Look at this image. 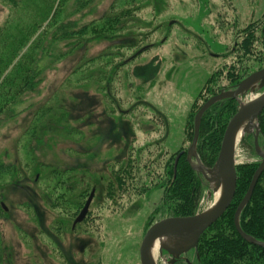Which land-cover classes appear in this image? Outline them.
I'll return each mask as SVG.
<instances>
[{"label":"rangeland","instance_id":"1","mask_svg":"<svg viewBox=\"0 0 264 264\" xmlns=\"http://www.w3.org/2000/svg\"><path fill=\"white\" fill-rule=\"evenodd\" d=\"M18 1L0 0V54L14 45L19 31L41 24L28 47L34 44L56 11L61 12L59 20L74 16L87 24L134 4L92 0L78 11V0H48L54 9L45 22L40 14L37 21L30 7L36 0ZM161 2L166 6L159 15H152V1L134 4L139 12L134 27H127L134 32L92 39L85 49L67 55L45 73L37 91L26 96L24 107L32 105L31 109L0 123V163L16 168L0 178L3 264H140L143 235L155 222L169 218L160 212L167 167L182 154L189 161L190 118L208 101L200 93L219 69L240 60L245 28L256 29L258 50L253 58H264V0ZM158 25L161 28L149 40L134 48L108 49L134 43L139 34ZM60 47L68 52L65 43ZM106 51L122 56L115 63L124 66L114 70V65L95 62L76 74L83 62ZM259 63H250L248 73ZM229 85L225 77L217 82V87ZM251 95L244 102L258 96ZM43 109L48 114L33 124ZM33 126L38 128L35 132ZM240 145L238 165L260 163ZM189 164L196 166V160ZM125 171L131 177L129 189L113 194L111 184ZM194 171L207 187L196 213L200 214L213 206L217 191ZM93 191L89 220L86 216L73 228ZM75 204L82 209H75ZM191 252L174 262L163 250L156 262L196 264Z\"/></svg>","mask_w":264,"mask_h":264},{"label":"trees","instance_id":"2","mask_svg":"<svg viewBox=\"0 0 264 264\" xmlns=\"http://www.w3.org/2000/svg\"><path fill=\"white\" fill-rule=\"evenodd\" d=\"M121 1L126 5L127 3L142 5L152 1V15L161 14L163 8L166 6L165 4L163 5L161 0ZM18 2H20V0ZM117 2L119 1H115V3ZM91 3L92 0H78V11L86 9ZM27 4L29 5V1L26 5ZM134 4L126 7L129 8L127 10L122 9L119 13L117 11L119 15H115V8L113 7L112 11L114 14L110 11L109 15L101 16L98 20L87 22V24H83L82 20L76 19L74 16L68 20H59L57 17H59L61 12L56 11L52 15L51 22L42 32L40 38L29 47L28 44L32 36L38 33L41 24L36 29L28 26L19 31L12 39L11 43L14 45L0 54V123L5 119H12L31 109L32 105L24 107L26 104V96L36 92L42 84L45 73L67 55L78 49H85L88 44L91 43L92 39H97L99 41V39L102 38L117 37L124 33L134 32V30H136L135 28H127L129 25L134 27V21H136L137 17L136 13L139 12V8ZM161 4L164 7H161ZM30 7L33 8L38 15L37 21L40 19V14L43 16L45 22L50 18L52 10L54 9L53 4L48 0H36V3L32 2ZM160 28L161 27L158 25L154 29H149V31L144 34H139L137 38L138 41L134 43L123 42V46L111 45L108 49L120 50V48H134L137 44H142L149 40L150 35L157 32ZM142 29L145 30L144 28ZM147 29L148 28H146V30ZM243 32L246 36L242 38L243 40L239 46V51L242 53L241 56H238L240 60L236 63L233 62L229 64V66L222 67L209 78L206 87L200 93V98L204 97L203 100L207 101L208 98L219 94L222 88L231 89L232 87H236L245 77L264 68V58H253L254 55L257 54L255 51L258 50L257 47L254 46L257 37L256 29L245 28ZM5 41L6 38L4 43ZM64 43V48L67 49L68 52L65 51L63 53L59 48H63L60 47V45L63 46ZM154 46L155 44L151 45V47ZM25 49L26 51L23 52ZM146 50H149V48ZM107 52L108 51L103 52V54L95 59L83 62V64L78 67L76 74L79 73L78 71L86 70L88 64L93 65L95 62H101L104 65L106 63L114 65V70H118L120 65L124 66L125 63H115L116 58H122V56L116 53L107 55ZM21 53L22 56L19 58ZM259 55L262 54L259 53ZM244 57L247 58L244 59ZM254 61L260 62V66L251 73H248L249 64L254 63ZM224 68L226 69L223 70ZM103 74L104 73L101 75ZM221 77L227 79L228 83H230L229 87H217V82H219ZM104 89L107 90L106 87H104ZM21 107L24 108L21 109ZM200 107L201 105L197 106V111L194 115H191V117L193 116L192 118L195 117ZM237 108L238 104L235 99H226L211 106L204 114L200 126L197 154L206 167H213L218 159L222 146V139L226 131L225 129L232 119L233 114L237 111ZM47 114L48 109L40 110L34 117L33 124L41 123V119ZM192 118H190V127L188 130L191 141L194 136V120ZM258 124L261 129L259 141L261 147L264 149V110L259 115ZM36 129H38L36 126L32 127L34 132ZM66 130L68 134L71 132L69 129ZM240 146L246 150L247 154L251 155L253 158L259 159L255 153L253 135L245 134ZM259 165V161H257L237 167L238 182L236 196L233 200L234 202L225 212V215L202 234L197 247L191 252V254L194 253V262L196 264H264V247H259L246 241L240 236L239 232H237L234 223L237 208L247 195L248 188ZM138 166H140V164H138ZM15 169V166L12 164L5 165L0 163V178L10 176L11 173L15 172ZM125 172L123 176L117 178L116 184H111L113 194L118 192V190L121 191V189L123 192L129 189V185L132 183L130 182L131 177L128 176L127 171ZM166 175L169 176V179L166 183L167 188L165 189V196L161 201L162 210L160 212H163V214L168 217H190L196 215L207 187L202 176H199L190 166L186 154H182L178 158L176 156L175 160L171 161V166L167 167ZM255 188L250 202L241 212L239 224H241V228L246 235L252 236L259 242H264V172ZM80 205L75 204V209L78 207L77 210H81L82 208ZM86 219L89 220V213ZM2 257L3 250L0 249V264H3Z\"/></svg>","mask_w":264,"mask_h":264},{"label":"water","instance_id":"3","mask_svg":"<svg viewBox=\"0 0 264 264\" xmlns=\"http://www.w3.org/2000/svg\"><path fill=\"white\" fill-rule=\"evenodd\" d=\"M257 91H262L257 93ZM249 94L258 95L256 99H249L244 102V98ZM252 95L250 97H252ZM235 99L238 103L237 111L233 114L232 119L226 127L225 134L222 139V146L219 152V157L214 163L213 167H206L201 161L200 156L197 154L198 140L200 136V126L204 114L216 103L222 100ZM264 110V68L244 78L231 91L222 90L219 95L213 96L205 102L197 112L195 116L194 125V137L192 140V146L189 150V161L193 158L196 160V166H192L199 174L201 173L205 179H207L212 189L218 191L222 189L221 197L213 208L201 212L190 217H169L164 220L155 222L149 227L142 238L140 245V264H157L153 258L152 247L156 241H168L165 245H162L160 253L163 250L169 251L173 255L174 262L180 259L182 254L191 252V249L196 248L201 236L208 229L214 225L216 221L225 215V212L230 208L234 202V198L237 192V167L238 162L236 160V149L239 146L237 142L238 135L241 127L245 126V134H254L255 141V153L260 157V165L255 172L252 182L249 186L247 195L242 200L241 204L237 208L234 223L236 225L237 232L246 241L251 242L259 247H264V242H259L252 236L246 235L239 224L241 212L246 208L250 199L256 189V185L264 172V149L260 146L259 136L261 129L259 128L258 120L259 115ZM241 141V140H240ZM94 191L91 193L90 198L87 200L82 212L76 218L73 228L78 224L83 223L87 216L90 205L94 199ZM172 240L177 243L173 245L169 243ZM187 262H189L187 260ZM191 264V262H189Z\"/></svg>","mask_w":264,"mask_h":264},{"label":"bare ground","instance_id":"4","mask_svg":"<svg viewBox=\"0 0 264 264\" xmlns=\"http://www.w3.org/2000/svg\"><path fill=\"white\" fill-rule=\"evenodd\" d=\"M244 127L245 126L241 127V129H240L241 131H240V133L238 135V139H237V142L238 143H240L241 142L240 140H242V138L245 137V129H244ZM221 194H222V189L219 188L218 191H217V193H216L215 201L213 203V206L218 203V201H219V199L221 197ZM213 206L211 208H213ZM161 242H162V240L156 241L155 244L152 247V252H153V258H154V260H156L157 255L160 254L159 251L162 248L161 247L162 246ZM167 243H168V241H167ZM169 243H172V244L174 243L173 245H176L177 244V243L173 242L172 240H170Z\"/></svg>","mask_w":264,"mask_h":264},{"label":"flooded vegetation","instance_id":"5","mask_svg":"<svg viewBox=\"0 0 264 264\" xmlns=\"http://www.w3.org/2000/svg\"><path fill=\"white\" fill-rule=\"evenodd\" d=\"M188 264H189V262H188Z\"/></svg>","mask_w":264,"mask_h":264}]
</instances>
